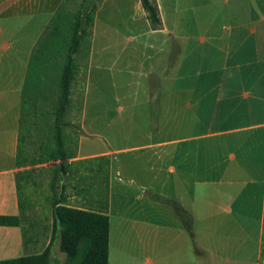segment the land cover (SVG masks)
I'll list each match as a JSON object with an SVG mask.
<instances>
[{
  "label": "crops",
  "instance_id": "1",
  "mask_svg": "<svg viewBox=\"0 0 264 264\" xmlns=\"http://www.w3.org/2000/svg\"><path fill=\"white\" fill-rule=\"evenodd\" d=\"M57 1L0 0V21L48 22ZM151 2L158 24L140 0L96 1L83 57L80 134L63 163H49L51 176H61L57 195L67 206L104 210L107 183L108 264H248L250 242L255 264H264V0ZM40 34L22 47L16 40L25 35L0 28V214L20 217L18 225H0V260L40 253L53 226L51 203L47 214L27 208L18 179L27 169L18 154L21 90ZM106 62L112 92L100 79L97 98L129 103L115 117L87 111L84 101L91 69ZM142 63L145 70L137 71ZM123 74L134 78L132 100L120 89ZM158 197L182 206L191 233ZM232 224L236 235L223 237L218 230ZM215 236L239 245L226 254L227 243L215 247ZM63 258L55 242L52 264Z\"/></svg>",
  "mask_w": 264,
  "mask_h": 264
},
{
  "label": "rangeland",
  "instance_id": "2",
  "mask_svg": "<svg viewBox=\"0 0 264 264\" xmlns=\"http://www.w3.org/2000/svg\"><path fill=\"white\" fill-rule=\"evenodd\" d=\"M42 3L45 4V6H48L49 0H42ZM57 3L58 5L54 9L53 7H46V9L49 10L53 9L52 16L48 22H44V16H36V21L32 20V22H25L24 20L27 18L23 16H10L2 19L3 21H0V28L4 30L6 35L13 34L20 37L25 35L27 37L16 40L17 42L19 41V44L22 47H26L27 44L32 41L30 36L33 34L36 35V33H38L41 29L40 37L37 39L31 55H34V58H39V60L35 61L34 66L37 68L39 79L42 82V85L39 88L40 92L37 95H33L31 97V101L29 102L30 104L34 103V109H32L33 107L29 108L27 112L29 117L27 116V119H25L24 128L30 130V133H26L27 138H25V143L23 146L25 151L23 152L22 150L20 155V160L24 163V165L27 166V169L25 168L18 172V179H20V195L22 196L23 202H27V208L29 206H39L41 209H43V213L45 214L48 213L51 201V189L49 188L51 165L49 164V161L44 160L45 155L43 149L49 141V132L53 121L52 110L55 96L57 94L58 68H56V65H60L62 62L63 51L58 54L57 58L52 59L50 54H45L43 50L44 46L50 47V42H47V36L53 28L58 30L59 43L65 44L68 42L71 32V25L74 18L73 16L79 9L81 0H59ZM128 12L129 10L127 6L126 13H123L124 19H127V22L129 20ZM115 25L116 23L114 26ZM88 38L89 36L85 38L77 52L73 54L75 59V80L71 88V100L64 115V121L68 125L64 126L63 128L65 148L67 149L68 154H71L73 151L76 138L80 134L79 115L83 106L82 97L83 89L85 88V65L83 57L84 52L87 49ZM2 39L3 38H0V41H2ZM139 54H141V49H139L137 52V55ZM41 66L47 68L39 70ZM103 67L104 68L101 70H97L96 66H93V69H91V75L88 81L89 85L86 86L87 98H84L85 107L89 112L99 109L103 110L104 112H108L109 116L115 117L117 111L116 108L119 106H128L129 103L125 104V102H122L123 98H121V96L120 98H117L116 96L97 98V92L99 88L97 87L98 81L102 82L101 80H104L108 82L103 86V89L106 93H108V91L112 92V86L109 81H111L113 78V69H111V66L108 62L104 63ZM135 69L137 71H144L145 65H143V63L139 64L137 67H135ZM117 79L121 81L122 87L120 89L123 91L124 99L128 98L129 100H132L133 92L135 90L134 83L132 82L134 78L129 74H123ZM114 124H116V126L122 125L120 119L114 120L113 125ZM41 216L43 215L41 214ZM26 217L28 219L30 214L27 213ZM250 217H252V219L250 220L249 224V236L255 238V216ZM23 221L25 223L27 220L25 219ZM229 227L230 228H225L224 230L218 231L223 233V237L236 235V230H232L234 228L233 224L229 225ZM222 239H224V241L227 243L225 248L226 254L227 252L235 250L239 245L238 241L234 238H221L220 236H215L211 240L214 243V246L218 247ZM244 252H246V256L249 259L248 264H255V245L250 242V245L246 247ZM231 264L241 263L236 262Z\"/></svg>",
  "mask_w": 264,
  "mask_h": 264
},
{
  "label": "trees",
  "instance_id": "3",
  "mask_svg": "<svg viewBox=\"0 0 264 264\" xmlns=\"http://www.w3.org/2000/svg\"><path fill=\"white\" fill-rule=\"evenodd\" d=\"M96 1L101 0H81L80 7L73 16L67 43H59L58 30H55V28L47 36V42H50V47L44 46L43 52L50 54L51 58L55 59L63 51V60L60 65H56V68H58L57 94L52 110L53 121L49 132V141L43 149L45 161L63 163L68 157L63 128L68 125L64 121V115L71 100V88L75 80V59L73 54L77 52L85 38L90 34ZM140 3L147 12L150 22L158 24L160 19L157 7L151 0H140ZM31 56L21 90L18 154L23 150L22 145L25 142V138H27L26 133H30V130L24 128L25 119H27V116L29 117L27 113L29 108L33 107L32 109H34V103L30 104L29 102L33 95H37L40 92L39 88L42 85L37 68L34 66L35 61L39 60V58H34V55ZM46 68L41 66L39 70ZM104 164L105 169H107L106 159ZM59 180L61 181V176L56 171L49 182V188L52 191L50 203L53 226L48 245L40 253L0 260V264H52V246L55 242L58 243L59 251L64 254L60 264H108L109 218L106 212L107 183H105L104 210L96 211L65 205L61 199V194L57 195L56 192ZM158 199L164 203H169L173 207L184 223L185 228L191 233L190 221L187 219V214L182 206L171 200L160 197ZM19 223L20 217L18 215L0 214V225L12 226Z\"/></svg>",
  "mask_w": 264,
  "mask_h": 264
}]
</instances>
